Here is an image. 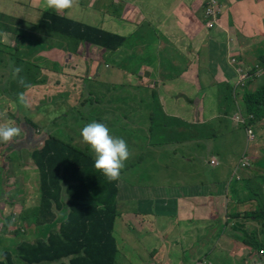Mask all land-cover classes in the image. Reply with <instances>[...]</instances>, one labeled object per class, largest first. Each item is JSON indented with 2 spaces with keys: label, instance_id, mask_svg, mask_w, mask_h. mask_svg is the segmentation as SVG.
<instances>
[{
  "label": "rangeland",
  "instance_id": "rangeland-1",
  "mask_svg": "<svg viewBox=\"0 0 264 264\" xmlns=\"http://www.w3.org/2000/svg\"><path fill=\"white\" fill-rule=\"evenodd\" d=\"M209 1L214 2V10L213 5H208ZM238 1L245 0H235L231 5L223 4V0H202L195 9L192 0H78V4L71 8L74 10L73 15H70L76 21L85 18L81 16L87 7L88 11H96L93 13L98 17V23L109 25L113 21L120 34L128 33L131 37L128 44L123 43L114 52L119 51L116 53L117 60L122 61L128 73L132 70H143L140 75L146 78V89H137L135 93H128L125 97L121 96V92L118 95L117 90L114 92V86H120L121 82L123 87L127 86L125 77L120 79L115 70L114 74L111 73V66L107 70L104 69L103 58L99 64L101 75H109L110 81L99 80L89 76L87 72L69 76L65 74V65L61 68L59 64L51 61L43 62L40 54L47 51H40L35 44L50 50H74L81 43L58 33L38 32L40 28L35 26L36 21L41 18L39 13L42 14L46 10L43 0H0V36L4 35L3 43L6 45L0 43V92L5 90L2 93L11 97L22 95L23 102L27 105L23 113L29 112L28 114L33 115L29 120L34 122L39 130V133L32 137H23L21 134L14 138L13 145L7 146L4 143L3 147L9 152L4 153L6 166L0 174V217L4 218L3 228L5 227V232L2 233L4 241L0 243L2 248L9 249L7 252L11 253L15 264H23L16 255L17 245L21 242L32 243L39 236L34 229L33 218L40 207V179L31 172L33 162L30 152L41 148L43 141L47 139L45 116L51 110L61 114L65 106L69 109L66 114L56 118V129L59 133L57 136H61L64 142L75 140L78 131L91 122L105 124L110 135L125 140L129 151L125 166L128 167L121 170L118 179V194L120 193L121 198L118 207H124L129 214L140 213L139 211L145 208L156 216H159L160 212L163 215L168 214L175 223L179 221V208L175 202L163 199L159 204L151 195L143 196L142 201H139L137 188L146 186L153 194L156 191L160 193L166 184L174 188L179 198L184 191V187L180 186H194V197L207 201L209 196L204 192L210 187L209 178H212L215 171L223 172L228 162L230 164L226 168H231L232 176L238 179L235 184H239L238 174L244 169L241 162L243 159L248 158L250 164L256 165L255 168L257 162H261L257 158H261L264 164V118L253 123V133L249 134L248 131L252 127L242 119H236V115L247 113V109L243 106L239 110L235 109V103H244L249 92L247 87L237 86L243 78L242 75L251 73L254 69H264V35L259 34L264 31V22L258 24L249 22L248 18L242 20L243 14L237 10L230 11L238 7ZM257 5H260L259 0L252 1L246 11H254ZM207 10L211 11L210 17L205 16ZM238 13L240 18L237 21L242 22L241 25L247 23V26H253V32L243 33L244 29L241 28V31L238 30L241 36H238L233 31L226 30L220 42L212 41L218 47L209 45V39L215 36L207 35L213 25L235 27L238 24L231 16L236 17ZM250 20L256 19L252 17ZM191 21L198 24L196 29L192 27L190 30ZM191 33H200L197 35L199 38L195 39ZM28 41L34 46L28 44ZM219 44H224V47H219ZM15 45L19 46L17 52L13 53ZM217 73L226 80H219L215 76ZM208 83L215 87V104L219 106L218 110L209 119L196 116V120L190 122L186 119L187 116L196 115V110H192L190 105H193L194 100L199 101L210 94ZM196 84L198 94L192 91L195 90ZM246 85L249 90L255 92L261 87L253 74ZM227 86L232 90L237 86V101ZM138 100H143L139 108L136 103ZM114 101L118 104L115 107ZM122 102L124 107H120ZM209 103L208 97L205 106L211 108L213 104ZM14 112V105L0 96V123L20 127L14 115H11ZM135 117L141 119L143 126L150 124L147 132L146 128L141 126L139 129L127 128L126 124L134 123ZM49 126L52 128V123ZM21 133H24L22 128ZM20 142H24V146L17 149ZM74 145L79 147L76 142ZM80 147L88 148L85 144ZM92 158L94 159V155ZM209 158L215 161L220 159L221 162H217V167L214 168L210 166L209 161L207 168L206 160ZM186 160H192L193 164ZM2 162L0 161V165ZM60 168L63 169V166ZM254 172L253 180H259L249 185L253 192L252 196L249 193V197L256 201L249 203L248 212H244V227L241 231H246V240L249 239L250 233L261 237V234H258L261 230L253 229L254 225L259 226L251 222L253 219L261 223L264 229V185L261 184L264 180V169L261 173ZM216 175L215 173V177ZM230 181L234 180L231 178ZM203 183L205 186H202ZM166 192L171 198L175 197L171 190ZM236 193L239 195L237 190ZM67 194H60L61 202L65 200L62 207L66 209L68 200L72 199ZM167 194L165 197H168ZM123 195L125 199L122 198ZM174 199H180L182 202V198ZM227 207L221 205L220 209L223 211ZM50 211L54 217H58L61 210L53 203ZM209 211L210 209H205V214ZM146 217H142L139 222L132 215H121L116 219L113 232V237L115 236L119 245L116 264H164L167 261L160 246L163 243L169 244V241H164L171 234L163 232V226H157L152 221L151 228L154 234L159 233L164 238H157L155 242L149 240L150 246L148 242L140 240L144 239L145 221L150 225L152 223L150 218ZM208 225L209 223L198 224L201 231H205ZM58 226L54 228L58 229ZM146 229L149 230V226ZM237 237L241 239L243 236L237 234ZM204 239L209 240V236L203 237L199 244L196 243L189 250H185V244L181 243L182 256L186 254L185 259L191 261L194 254L198 253L197 250H205L201 251V259L208 260L206 264H216L211 260L217 257L226 264H239L233 256H226L223 252L219 253L220 256H214L218 250L210 256L211 248H203L207 245ZM261 244H264V236ZM255 251L264 256V247L260 244ZM244 255H249V252Z\"/></svg>",
  "mask_w": 264,
  "mask_h": 264
},
{
  "label": "crops",
  "instance_id": "crops-1",
  "mask_svg": "<svg viewBox=\"0 0 264 264\" xmlns=\"http://www.w3.org/2000/svg\"><path fill=\"white\" fill-rule=\"evenodd\" d=\"M114 0H111V2ZM202 0H192V4L193 7L195 9L198 8L199 3ZM231 1H235V0H231ZM246 2H244V5L247 6L249 4H252V1L255 0H245ZM35 2V1H34ZM260 5H257L256 9L254 11H251V16L256 19V20H252L251 22L253 23H258L261 24L262 22H264V0H259ZM262 3V4H261ZM112 5V4H111ZM114 6V5H112ZM33 7V6H31ZM74 10L73 9H68L65 10L63 12H56L57 15H62L70 20L76 21V19H74L73 17H71L70 15H73L72 12ZM96 11H88L87 7H85V12L84 15H82L81 17H85L84 19H79L76 22L79 21H86L84 22H79L81 24L90 26L92 28H98L101 29L107 33H110L111 35H119V36H123L125 38V42L124 44H128V41L131 39V37L128 35V33L126 34H120L117 31V26L116 24L114 25V22L111 21L109 23V25H107V23H98V21H96V19L98 18L97 16H94L95 14L93 13ZM88 14V15H86ZM39 15H41V13H39ZM254 15V16H253ZM87 16V19H86ZM225 17V16H224ZM107 18V16H106ZM238 25L235 27H230L228 28V26H221L220 24L218 25H214L210 30H214L215 32H211L208 28V34L209 36H213L215 34L214 37H211L209 39V45L213 46L214 48L218 47L217 44L212 43V41H216V42H220L221 36H224V32L227 31H233L234 33H236L238 36H241L238 34V30L241 31V28L244 29L243 33H247L253 32V26H247V23H244L243 25H241L240 21L234 20ZM37 23V21H36ZM102 27H99L101 26ZM198 24L195 23L194 21H191V26H190V30L192 29V27H195V29L197 28ZM115 30V31H114ZM195 39L199 38V36H197L200 33H196L193 34L191 33ZM229 34V32L227 33ZM232 34V33H231ZM259 34H263L264 35V31L260 32ZM14 36V35H13ZM236 36V37H238ZM243 39V38H242ZM4 41V35L0 36V43L5 45L3 43ZM25 42H27L26 40H24ZM244 41V39H243ZM28 44H32L31 42L28 41ZM33 45V44H32ZM38 45V49L40 51H47L45 53H38L40 54V58H43V62H47L50 63L53 62L55 64H59L61 66V68L63 67V65H65L64 67V71L66 72L65 74H69V76H76L77 74H84L85 72H87V74L89 76H93L95 78H98L99 80H103V79H108L109 80V75L104 74L101 75V69H100V62L101 59H104V69H109V67L111 66L113 69L110 70L111 73L114 74V70L116 71V74H119V78L124 80L127 82V86L123 87V82H121L120 86H114V92L117 90V94L119 95L121 92V96H125L128 95V93H135L137 89H146L145 86V76H141L140 73L143 70H139V71H135L132 70L128 73L127 69H124V66L122 64V61L117 60L118 59V54L119 51L114 52V50H109V49H105L103 47H96L94 45H90L86 42H81L80 44H78L76 46V48L74 50H68V49H52L50 50V48L44 47L43 45H39V44H35ZM219 47H224V44H219ZM6 46V45H5ZM34 46V45H33ZM68 47V45H66V48ZM50 50V51H49ZM81 54L83 55H80ZM90 56V57H87ZM28 57V56H27ZM96 67H97V71H96ZM141 69V68H140ZM216 73V72H215ZM233 75V74H232ZM217 78H224V81L226 80V78L224 76H222L220 73H217ZM116 77V76H115ZM213 80V79H212ZM222 80V79H219ZM110 81V80H109ZM212 83V82H211ZM211 83H208V87H209V91L210 94L207 97H203L202 99H200L199 101L195 100L193 101V105H190V107L192 108V110H196V115L193 116H187L186 119H188L190 122H192L193 120H196V116H202L204 119H209L211 116L215 115L218 107L217 104H215L216 100H217V95L215 94V90H214V85H212ZM213 83L215 84V80H213ZM211 84V85H210ZM195 93L198 94V85L196 84L195 86ZM5 90L0 92V96H2L4 99L9 100L15 107V112L14 114L12 113L11 115H14V119L16 122L19 123L20 127L22 128V130H24L23 136L25 137H32L34 135H37L39 133V130L37 129L36 125L34 122L32 121H27V119H30L29 117L33 116L32 114H28V113H23V109L26 105L25 102H21L20 97H18L17 95H14V97H11L10 95H4L2 92H4ZM125 91V93L123 92ZM210 98V103L209 104H213L211 108H209L208 106H205V100L206 98ZM143 102V100H138L136 103L139 105ZM61 104V103H60ZM118 105L117 102L114 101V107ZM124 103L122 102V104H120V107H124ZM65 110L63 113L61 114H66V112L69 110L67 106H65ZM132 113L136 114V112ZM27 114V115H26ZM61 114H56L54 113L52 110L46 114L45 119L47 121V135L46 137H57L60 140L63 141V138L61 136H57L58 130L56 129V118L58 116H60ZM49 116H51V118H49ZM119 116V115H118ZM205 116V117H204ZM62 117V116H61ZM128 118V117H127ZM125 118V119H127ZM141 119H137L135 117L134 123L133 122H128L127 128H134V129H139L141 127H144V129L146 128V132L149 130V125L150 124H146L143 126V124L140 122ZM52 123V128L49 126V124ZM258 125V124H257ZM256 125V126H257ZM141 126V127H140ZM258 127V126H257ZM74 132V131H73ZM72 132V133H73ZM43 136V135H42ZM68 142V141H66ZM74 142L77 143V145L79 147H77L75 145V147H77L79 150L81 151H88V153L92 156L93 153L91 151H89V149L87 147H80L81 145H83L81 143V137H80V132L78 131V136L75 140H72L70 142V144L74 145ZM212 158H209L207 161V168H208V162L211 160ZM259 159L261 162H257V167L255 168V164H250L251 168L246 167L244 168L240 174H238V178H239V184H235L236 181L238 180L237 178H234L231 173V168H226L230 163L228 162V165L224 168L223 172H219V171H215L212 175V178H209L210 183H209V189L207 191H205L204 193H206L209 196V200L207 201H203L201 199L195 198V189L194 186H180V187H184V191L181 197L182 198V202L181 200L177 197V193L176 191H174V188L171 187L170 185H166L164 184L166 187L162 188L160 193L153 192V194L150 193V190L148 187L146 186H141L139 188H137V193L139 194V201H142V197L143 196H154L155 200L160 204V202L164 199L165 201L168 200H172L173 202H175V204L178 206L179 210V221H176L175 223L172 222V220L170 219V215L168 214H164L163 213H159V216L153 215V212H149L148 210H146L145 208L142 210H140V213H133V214H129L130 212L126 213L127 211L124 210L123 208H119L118 210L121 211V215H132L135 216L136 219H138V222L141 221L142 217H149L151 222H155L157 226H163V232L165 233H170L171 236H167V240L164 242L169 241V244H165L163 243L160 246V250L164 255V259H166L167 261L164 264H199V263H204V262H208V260L206 259H201V251H205V250H201L198 251L197 250V254H194L193 259L190 260H186V254L184 256H182V253H180V248H182V244H185V250H189L190 248L192 249L196 243L199 244L200 240L204 237L207 238L209 236V240L204 242L207 244L205 247H210V256L215 253L214 256H220L219 253L223 252L226 256H233L234 260L239 263V264H264L263 259L264 256H260L259 253L257 251H255L252 247L248 246L245 244L246 242V231H244L243 233H241V231L243 230V220L244 219V212H248L247 211V207L249 206V203H253L256 201V199H253L252 197H249V193H251V196L253 194V192L251 191V189H249V185L253 182H258L259 178H257V180H253V177L255 175L254 171H258L259 173H261V171L264 169V164L262 162L261 158H257ZM258 160V161H259ZM186 162H188L189 164H193V161L191 160H186ZM218 162H221L220 159L218 160ZM238 162V161H237ZM254 163V162H252ZM220 165V164H219ZM126 166H124L125 168ZM128 167V166H127ZM167 167V166H165ZM217 167V166H215ZM214 167V168H215ZM213 169V168H212ZM31 172L34 174V176H36L37 178L38 176V172L36 170V166L34 164H32V170ZM209 173V172H208ZM215 173L217 174L215 177ZM100 175H102V173H100ZM217 178V179H216ZM228 178H232L234 181H230V179ZM261 178V176H260ZM263 179V178H261ZM228 180V182H227ZM118 182V181H117ZM161 183V182H160ZM261 184L264 185V180L261 181ZM237 185H239V188H237ZM202 186H205V184L203 183ZM118 187V192H119V186L117 184ZM236 187V188H235ZM166 190H171V192L173 193V195L175 197L171 198L169 194H167ZM236 190L239 192V195L236 193ZM167 194L168 197H165V195ZM123 199H125V196L123 195L122 197ZM167 198V199H165ZM179 199V201H177L176 199ZM120 193L117 195V199H116V203L119 204L120 202ZM234 199V200H231ZM127 200V198H126ZM209 202V203H208ZM125 204V202H124ZM158 204V206H159ZM1 205V204H0ZM221 205H225L228 206L227 208H225L223 211L220 209ZM235 207V208H232ZM256 207V206H255ZM205 209H210L209 212H207L205 214ZM158 211V210H157ZM205 214V215H204ZM2 215V214H1ZM120 215V216H121ZM120 216H118L116 219H118ZM146 217V218H147ZM153 222L150 223L145 221V228H143V237L144 239H140L143 241L148 242V246H150L149 240H151V242H155L154 240H156L157 238H164V236H162L159 233L154 234L153 229L151 228V226L153 225ZM223 222V223H222ZM254 224H259V226L254 225V230H261L259 231L258 234H261V237L259 238L257 235H253V233H250L249 235V239L248 240H256L259 243L263 242V236H264V229L261 223H259L258 221H256V219H253L251 221ZM209 223V225L207 226V229L205 231H201L198 224H207ZM166 224V226H164ZM4 225V218L0 217V241L1 243L4 241L3 238V234L5 232V227L3 228ZM147 226H149V230L146 229ZM114 229H115V225H114ZM221 229V230H220ZM252 229V230H253ZM172 234H174L172 236ZM237 234H239L240 236L242 235L243 237L241 239H239L237 237ZM166 236V235H165ZM238 239H237V238ZM115 238V236H114ZM122 238V237H121ZM188 239V241H187ZM237 240H240L237 241ZM243 241H245L243 243ZM1 243H0V260H2L5 256L6 253L9 249H6L5 247H1ZM182 243V244H181ZM138 244V243H137ZM117 245V242H116ZM119 247V245H117V248ZM248 249L250 251H248ZM119 250V248H118ZM245 252H249V255L245 256L244 253ZM174 257V260H172V258ZM231 259V258H228ZM201 261L203 260V262H197V261ZM214 262L216 264H226V262L224 260H222L221 258L217 257V258H213L211 260V262ZM197 262V263H195Z\"/></svg>",
  "mask_w": 264,
  "mask_h": 264
},
{
  "label": "trees",
  "instance_id": "trees-1",
  "mask_svg": "<svg viewBox=\"0 0 264 264\" xmlns=\"http://www.w3.org/2000/svg\"><path fill=\"white\" fill-rule=\"evenodd\" d=\"M244 2L238 1V7L230 11H239L243 14L242 20L248 18L251 22V11H246ZM240 13L231 18L239 19ZM35 26L40 28L38 32L58 33L109 50H115L125 42L123 36L111 35L58 16L48 9L42 12ZM18 46H14L13 53L17 52ZM227 87L233 93L232 88ZM243 107L247 109V116H253L250 125L264 118V84L256 92L247 93ZM11 144L6 143L7 146ZM23 146L21 143L17 149ZM3 147L4 143H0V161H3L0 174L6 166L4 153L9 152ZM30 158L37 167L40 179V207L33 218L34 223L38 224L33 225L39 236L32 243H19L16 247L17 258L23 264H116L118 248L113 232L116 218L121 215L116 203L118 180L109 182L100 175L101 172L95 170L94 159L88 151H81L57 137H47L41 149L30 152ZM59 181H63L64 185ZM62 190L72 198L67 202V209L62 207L65 200H60ZM53 203L61 210L58 217H54L50 211ZM57 225L58 229H55ZM246 243L255 250L259 244L264 247L256 240H246ZM0 264H15L11 253L7 252Z\"/></svg>",
  "mask_w": 264,
  "mask_h": 264
},
{
  "label": "clouds",
  "instance_id": "clouds-1",
  "mask_svg": "<svg viewBox=\"0 0 264 264\" xmlns=\"http://www.w3.org/2000/svg\"><path fill=\"white\" fill-rule=\"evenodd\" d=\"M43 3L46 9H51L56 12H63L65 10L73 8L74 5H77L78 0H43ZM232 3L234 2L231 0H223V4L225 5L228 4L231 5ZM205 16L210 17L207 16L206 14ZM208 28H209V24H208ZM245 74H247L248 77L242 78L237 86L247 87L249 92L254 93L255 90L254 91L249 90V87L246 85L248 80L252 77V74L256 78L259 86L264 84V69H254L253 71H251V73H245ZM243 76L244 75H242V77ZM236 87L234 86L233 88V93H234L233 97L237 101ZM20 100L21 102H23L22 95L20 97ZM242 106L243 103H238V102L235 103L236 110H239V108H241ZM237 118L240 120L242 119L245 124L249 125V127H252L249 121L250 119L253 118V116H247L246 114L242 113L236 115V119ZM20 134H21L20 127L13 126L11 124L0 123V143L13 142L14 138L19 136ZM80 137H81V143L87 145L89 150L94 155L95 170L101 172L102 173L101 176H104L109 182L118 180L120 177L121 170L125 166V161L129 157L128 146L125 140L110 135V131L108 127L105 124L99 122H91L85 125L80 131ZM41 148H38V150ZM60 183L64 185L63 181ZM62 192L63 194H66L64 190H62Z\"/></svg>",
  "mask_w": 264,
  "mask_h": 264
},
{
  "label": "built area",
  "instance_id": "built-area-1",
  "mask_svg": "<svg viewBox=\"0 0 264 264\" xmlns=\"http://www.w3.org/2000/svg\"><path fill=\"white\" fill-rule=\"evenodd\" d=\"M213 4H214L213 1H209V2H208V5H213ZM212 8H213V10H214V5L212 6ZM209 13H211V11L207 10L206 15L209 16ZM245 77H248V75H247V74H244L243 78H245ZM248 132H249V134H252V133H253V129H252V128L249 129ZM251 138H252V136H250V140H251ZM241 162H243V167H244V168H246V167L250 164V162L248 161V158L243 159ZM210 165H211V166H214V165L217 166V161L211 159V161H210ZM203 264H206V262L203 263Z\"/></svg>",
  "mask_w": 264,
  "mask_h": 264
},
{
  "label": "flooded vegetation",
  "instance_id": "flooded-vegetation-1",
  "mask_svg": "<svg viewBox=\"0 0 264 264\" xmlns=\"http://www.w3.org/2000/svg\"><path fill=\"white\" fill-rule=\"evenodd\" d=\"M23 137H25V136H23ZM23 141H24V140H23ZM23 143H24V142H22V144H23ZM18 146H19V145H17V147H16V148H18ZM21 149H22V148H21Z\"/></svg>",
  "mask_w": 264,
  "mask_h": 264
},
{
  "label": "water",
  "instance_id": "water-1",
  "mask_svg": "<svg viewBox=\"0 0 264 264\" xmlns=\"http://www.w3.org/2000/svg\"><path fill=\"white\" fill-rule=\"evenodd\" d=\"M263 262H264V259H263Z\"/></svg>",
  "mask_w": 264,
  "mask_h": 264
}]
</instances>
